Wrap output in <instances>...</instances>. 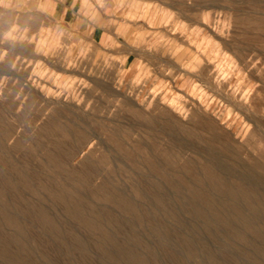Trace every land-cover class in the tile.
<instances>
[{
	"label": "rangeland",
	"instance_id": "obj_1",
	"mask_svg": "<svg viewBox=\"0 0 264 264\" xmlns=\"http://www.w3.org/2000/svg\"><path fill=\"white\" fill-rule=\"evenodd\" d=\"M0 111V186L26 225L19 235L0 206V249L21 256L0 250V262L264 264V188L238 178L264 176V0H0ZM60 142L88 176L81 213L103 206L106 218L77 219L53 194L68 172L46 149ZM20 168L31 185L7 188L1 177Z\"/></svg>",
	"mask_w": 264,
	"mask_h": 264
},
{
	"label": "bare ground",
	"instance_id": "obj_2",
	"mask_svg": "<svg viewBox=\"0 0 264 264\" xmlns=\"http://www.w3.org/2000/svg\"><path fill=\"white\" fill-rule=\"evenodd\" d=\"M2 121H4V115H3V113L0 111V122H2ZM253 121H255V120H253ZM180 122V121H179ZM254 123V122H253ZM48 125H51V126H49L50 128H51V130H52V132L53 133H59V132H61V134L62 133H64V134H67V135H71L72 136V139H74V140H76V144H81L82 143V140H83V136L81 135V133L79 132V131H77L76 132V129L75 128H73V127H71V126H67V124L66 125H64V124H58L56 121H51V122H49V124ZM180 125V124H179ZM182 125V124H181ZM257 125V124H256ZM181 127V126H180ZM200 128H201V126H199ZM188 128H189V126H188ZM184 130V129H183ZM191 130V129H190ZM189 131H187L186 133H188ZM196 133V132H195ZM107 134V133H106ZM190 134H192V132H190ZM198 134V133H197ZM66 136V135H65ZM215 136H217V135H215ZM111 137H112V135H111ZM198 137L200 138V136L198 135ZM213 137V136H212ZM214 138V137H213ZM45 142V141H44ZM40 143V142H39ZM41 145H43L42 143H40ZM88 144V143H87ZM222 145H223V143H221ZM2 145V139H1V137H0V146ZM36 145V144H35ZM57 147H62V148H65V153L67 154V155H69V156H73L76 152L74 151V149H75V147H74V145H68L67 147L66 146H63L62 145V143L60 142V143H55L54 145H53V147H49V148H47L46 149V156H47V158H48V160L50 161V163L52 164V165H56V167L58 166V168H59V170H61V171H63V170H66L67 172H68V174H67V177L66 178H63L61 181H62V184H61V187L63 188V189H66V186H68L69 188H70V190L71 191H73L75 194H76V196H77V198H74L73 197V195H72V197L73 198H71V197H69L68 195H67V193L62 189L61 191L60 190H58V191H54V193L53 194H55L56 196H58L59 198H61V200L64 202V208H65V210L68 212V213H70L73 217H76L77 219L78 218H83V220H85V221H87V223L88 222H91V220H93V215L94 216H102L103 217V219L104 218H106L107 217V213H108V209L106 210V208H104L103 206L102 207H100V206H97V205H95L94 207H91L90 208V211L93 213V215H88V214H86L85 215V213L84 214H82L81 213V211H80V207H82L83 205H84V203H83V201H86L84 198H85V196L83 195V193H82V191H84L85 189H87L88 188V176L86 175V174H84V171H82V170H80V169H72V168H68V166H67V161L64 159V156H63V154L61 153V151L59 152L57 149ZM80 147V146H79ZM85 147V146H84ZM224 147L227 149V150H230V151H232V148L227 144V143H224ZM57 148V149H56ZM75 152V153H74ZM28 153H31V152H28ZM64 153V154H65ZM77 154V153H76ZM103 155H105V154H103ZM106 156V155H105ZM30 157V156H29ZM63 157V158H62ZM47 158H46V160H47ZM25 160H27V159H25ZM0 163H1V166H0V169H3L4 168V165H5V163H6V157L4 158L3 157V154L1 155L0 154ZM88 164L89 163H86V165L88 166ZM93 164V163H92ZM95 164V163H94ZM211 164V163H210ZM91 165V164H90ZM97 164H95L94 166L95 167H97L96 166ZM190 165V164H189ZM54 166H53V168H54ZM92 168V167H91ZM245 168V167H244ZM248 168V167H247ZM50 169V168H49ZM54 169H56V168H54ZM53 169V170H54ZM94 169H96V168H94ZM249 169V168H248ZM247 169V170H248ZM51 170H52V168H51ZM56 171V170H55ZM58 171V170H57ZM207 171H208V169H207ZM220 171H222V170H220ZM20 172H21V175H18V177H16V176H14V175H4L3 177H1L2 179H4V181H3V183L5 184V186H7V188H13V189H21L22 187H24L25 185H31V184H29L30 182H31V180H33L34 179V177L35 176H33V174H31L30 172H29V170L28 169H24V168H20ZM53 172V171H52ZM244 172H246L245 170H244ZM254 172V171H253ZM253 172H251V174L250 173H242L241 175H238V178L240 179V180H242V181H244L245 183H247V184H249V186L251 185V186H257V187H260V188H264V176H256V175H254V174H252ZM51 173V172H50ZM54 173V172H53ZM222 173H225L224 171H222ZM221 173V174H222ZM52 174V173H51ZM58 174V173H57ZM55 175V174H54ZM225 175H226V173H225ZM57 176V175H56ZM58 176H59V174H58ZM209 177V176H208ZM210 177H212L211 175H210ZM52 178H54V177H52ZM219 179V178H218ZM79 180H82V184H80L79 183ZM35 181V180H34ZM226 181V180H225ZM57 182H59L60 183V180H57ZM241 182V181H240ZM2 183V182H1ZM2 183V184H3ZM35 183V182H34ZM3 184V185H4ZM38 184V183H37ZM36 184V185H37ZM91 184V183H90ZM107 185V184H106ZM2 186V185H1ZM0 186V197H1V201H2V204H0V206H1V210H2V212L3 213H5L6 214V219H7V222H10V223H12V224H14V226H15V228L16 229H18V230H20V232L18 233L19 235H23V230H25L26 231V225L23 223V221H22V218H20L18 215H16L15 213H13V212H11L10 211V208H9V203H10V200H9V195L10 194H8L6 191H4L3 190V188ZM38 186V185H37ZM37 186H36V188H37ZM42 186H45V187H48V188H50V187H52L48 182H45L44 181V184L42 185ZM108 186V185H107ZM90 187V186H89ZM76 188H80V189H76ZM100 188H102V187H100ZM143 189V188H142ZM48 190V189H47ZM228 190H229V188H228ZM43 191V190H42ZM68 191V190H67ZM106 191V190H105ZM146 191V190H145ZM30 192V191H29ZM49 192V191H48ZM51 192V191H50ZM91 192V191H90ZM96 192V191H95ZM39 193V192H38ZM98 193V192H97ZM146 193V192H145ZM39 194H41V192L39 193ZM44 194V193H43ZM70 194V193H69ZM102 195H103V193H101ZM104 196H106L108 199H110V200H113V201H115L116 202V204L117 203H119L120 205H121V207L123 208V210H124V208H126L125 210H129L130 211V213L131 212H133V213H135V210H134V208L131 206V204H130V202L128 201V199L127 198H125L124 196H122L120 193H118V192H115V191H106V192H104ZM144 194V193H143ZM35 195H37V194H35ZM26 196V195H25ZM54 196V195H53ZM28 197V196H27ZM40 198V197H39ZM43 198V197H42ZM46 198V197H45ZM37 200V199H36ZM42 200V199H41ZM40 200V201H41ZM58 200V199H57ZM0 201V202H1ZM35 201V200H34ZM44 201V200H43ZM88 201V200H87ZM103 201H104V199H103ZM112 201V202H113ZM37 202H39L38 200H37ZM62 202V203H63ZM95 202V201H94ZM108 202V201H107ZM110 202V201H109ZM92 203V202H91ZM43 204V203H42ZM87 204H88V202H87ZM86 204V205H87ZM95 204H97L96 202H95ZM109 204V203H108ZM89 205V204H88ZM113 205H114V203H113ZM58 206V205H57ZM56 206V207H57ZM90 206V205H89ZM53 207V206H52ZM59 207V206H58ZM117 207H119L118 206V204H117ZM41 208V207H40ZM61 207H59L58 209H60ZM63 208V207H62ZM61 208V209H62ZM60 209V210H61ZM82 209H84V208H82ZM63 210V209H62ZM86 210V209H85ZM36 211H39V210H36ZM42 211H44V209L42 210ZM88 211V210H87ZM126 211V212H127ZM145 212V211H144ZM39 213V212H38ZM45 213V212H44ZM42 214L40 217H42L43 219H45L46 221H49L50 223H54V225H56L57 223H59V219H58V221H57V223H56V221L54 220L55 219V215L53 216V217H50L49 215H45V214ZM87 213H89V211L87 212ZM67 214V213H66ZM91 214V213H90ZM132 214V213H131ZM145 214V213H144ZM150 214V213H149ZM134 216H136V215H134ZM71 217V216H70ZM98 217V218H99ZM57 219V218H56ZM75 219V218H74ZM83 220H82V222H83ZM97 220V219H96ZM106 220V219H105ZM104 220V221H105ZM80 221V220H79ZM94 221V220H93ZM154 221V220H153ZM99 222V221H98ZM107 222V221H106ZM86 223V224H87ZM96 223V222H95ZM108 223V222H107ZM106 223V224H107ZM61 224V223H60ZM60 224H57L55 227V230H53V231H57L56 233L58 234V236H61V238H62V236H64V235H67V234H62L63 232L61 231V230H63L62 228H61V226H62V224H61V226H60ZM80 224V223H79ZM83 224H85V222L83 223ZM91 224V223H90ZM4 225H5V223H4ZM52 225V224H51ZM88 225V224H87ZM7 226V225H6ZM53 226V225H52ZM82 226V225H81ZM84 226V225H83ZM107 226V225H106ZM120 226V225H119ZM2 228V227H1ZM75 228V227H74ZM90 228H92V227H90ZM109 228V227H108ZM111 228V227H110ZM196 228V227H195ZM106 229V228H105ZM92 230V229H91ZM94 230V229H93ZM165 230V229H164ZM64 231V230H63ZM78 231V230H77ZM100 231H102V230H100ZM113 231H115V230H113ZM130 231V230H129ZM104 232L106 233V231L104 230ZM104 232H103V235H104ZM237 232V231H236ZM55 233V232H54ZM54 234L56 237H57V234ZM10 234H13V233H10ZM15 234V233H14ZM14 234L12 235V236H14ZM106 234H108V233H106ZM132 234H133V232H132ZM238 234V233H237ZM68 235H70V234H68ZM75 235V234H74ZM79 235V234H78ZM97 235V234H96ZM102 235V234H101ZM109 235V234H108ZM134 235V234H133ZM168 235V234H167ZM192 235V234H191ZM11 236V235H10ZM11 236V237H12ZM15 236H17V235H15ZM76 236V235H75ZM136 236V235H135ZM162 236V235H161ZM5 237V236H4ZM65 237V236H64ZM77 237V236H76ZM92 237V236H91ZM105 237V236H104ZM209 237V236H208ZM61 238H58L57 240H59V239H61ZM67 238V237H66ZM79 238V237H78ZM83 238V237H82ZM96 238V237H95ZM98 238V237H97ZM129 238V237H128ZM181 238V237H180ZM4 239V238H3ZM12 239H13V237H12ZM16 239V238H15ZM19 239H21V238H19ZM64 239V238H63ZM62 239V240H63ZM141 239V238H140ZM4 240H6V239H4ZM3 240V241H4ZM9 240H11V239H9ZM9 240H7V242H9ZM17 240H18V238H17ZM29 240V239H28ZM27 240V241H28ZM61 240V241H62ZM85 240V239H84ZM84 240H79L80 241V245H81V248L83 247V248H85V246H86V243H85V241ZM99 240H102V239H99ZM111 240V239H110ZM127 240V239H126ZM129 240H130V238H129ZM196 240V239H195ZM12 241V240H11ZM26 241V240H25ZM69 241V240H68ZM68 241H67V239L64 241L65 242V244H67L68 243ZM71 241V240H70ZM90 241V240H89ZM92 241V240H91ZM95 241V240H94ZM97 241H98V239H97ZM108 241H109V239H108ZM117 241H118V239H117ZM132 241V240H131ZM143 241V240H142ZM142 241H140L141 243H142ZM5 242V241H4ZM3 242V243H4ZM16 242H19V240L18 241H16ZM72 242V241H71ZM87 242V241H86ZM107 241H105V243H106ZM119 242H120V240H119ZM122 242V241H121ZM137 242H138V240H137ZM144 242V241H143ZM29 242H27V244H28ZM40 243V242H39ZM110 243V242H109ZM108 243V244H109ZM114 243H116V242H114ZM126 243V242H125ZM124 242L123 243H121V245L122 244H125ZM131 243V245L133 244V242H130ZM129 243V244H130ZM135 243V242H134ZM8 244V243H7ZM18 244V243H17ZM16 244V245H17ZM19 244H20V242H19ZM38 244V243H37ZM87 244H89V242L87 243ZM93 244V243H92ZM92 244H90L89 246H91ZM31 245V244H30ZM68 245V244H67ZM74 245V244H73ZM76 245H79V244H76ZM97 245H99L98 243H97ZM100 245H101V243H100ZM104 245V244H103ZM146 245V244H145ZM145 245H143V247L145 246ZM182 245V244H181ZM180 245V246H181ZM17 246H19V245H17ZM23 249H25L26 248V246L25 245H20ZM69 246V245H68ZM75 246V245H74ZM88 246V245H87ZM86 246V247H87ZM108 245H106V247H107ZM71 247V246H70ZM97 247V246H96ZM113 247V246H112ZM126 247V246H125ZM17 248V247H16ZM32 248V247H31ZM39 248V247H38ZM47 248V247H46ZM64 248V247H63ZM74 248H76V247H74ZM90 248V247H89ZM101 248V247H100ZM99 247H98V249H100ZM108 248L109 247H107V251H109L108 250ZM146 248V247H145ZM148 248V247H147ZM21 249V248H20ZM27 249V248H26ZM66 249V248H65ZM73 249V248H72ZM77 249V248H76ZM78 249H80V246H79V248ZM86 249H88V247L86 248ZM137 249H139V248H137ZM244 249V248H243ZM1 251H2V254H4V257H3V259H5V257H9L10 259L12 258V259H15V260H18V259H20V257L21 256H19L18 257V259H16L17 257H15L14 255H10V253H9V250H8V248H7V245H4L1 249H0ZM35 250V249H34ZM81 250V249H80ZM84 250V249H83ZM91 250H92V248H91ZM100 250H102V249H100ZM135 250V249H134ZM140 250H141V248H140ZM139 250V251H140ZM149 250V249H148ZM20 251V250H19ZM32 251H33V248H32ZM66 251V250H65ZM72 251V250H71ZM74 251V250H73ZM78 251V250H77ZM96 251V250H95ZM119 251V250H118ZM138 251V252H139ZM142 251V250H141ZM187 251V250H186ZM194 251V250H193ZM192 251V252H193ZM43 252V251H42ZM45 253H46V251H44ZM43 252V253H44ZM67 252H68V250H67ZM70 252V251H69ZM76 252V251H75ZM81 252V251H80ZM84 252H86V251H84ZM83 252V253H84ZM133 252H135V251H133ZM145 252H146V250H145ZM225 252V251H224ZM15 253V252H14ZM27 253V252H26ZM82 253V252H81ZM110 253V252H109ZM148 253V252H147ZM177 253V252H176ZM226 253V252H225ZM19 254V253H18ZM46 254H48V253H46ZM75 254V253H74ZM78 254V253H77ZM86 254V253H85ZM89 254V253H88ZM101 254V253H100ZM127 254V253H126ZM143 254V253H142ZM149 254H150V252H149ZM17 255V254H16ZM23 255V254H22ZM50 255V254H49ZM69 255V254H68ZM117 255V254H116ZM136 255H137V253H136ZM135 255V256H136ZM177 255V254H176ZM3 256V255H2ZM25 256H27V255H25ZM76 256V255H75ZM74 256V257H75ZM87 256V255H86ZM99 256V255H98ZM103 256V255H102ZM105 256H107V255H105ZM123 256V255H122ZM127 256V255H126ZM138 256V258H137V262H140L139 264H145V261H144V259L145 258H143L142 256H144V254L142 255V256H139V255H137ZM136 256V257H137ZM229 256V255H228ZM28 257V256H27ZM49 257V256H48ZM70 257V256H69ZM77 257V256H76ZM90 257V256H89ZM128 257V256H127ZM130 257V256H129ZM145 257V256H144ZM148 257V256H147ZM198 257V256H197ZM216 257H218V256H216ZM26 258V257H25ZM73 258V257H72ZM71 258V259H72ZM92 258V257H91ZM99 258H100V256H99ZM103 258H105V257H103ZM113 258V257H112ZM119 258V257H118ZM132 258V257H131ZM131 258H130V260H131ZM152 258V257H151ZM195 258V257H194ZM209 258H213V257H209ZM10 259H9V261H10ZM23 260H22V263L23 264H29L27 261H25L24 260V256H23V258H22ZM74 259V258H73ZM80 259V258H79ZM124 259V258H123ZM215 259V258H214ZM228 259V258H227ZM232 259V258H231ZM2 260V259H1ZM7 260V259H6ZM30 260V259H29ZM55 260V259H54ZM77 260V259H76ZM107 260H110V259H108L107 258ZM121 260V259H120ZM149 260V257H148V259H147V261ZM216 260V259H215ZM74 261V260H73ZM115 261V260H114ZM122 261V260H121ZM127 261V260H126ZM132 261V260H131ZM134 261V260H133ZM132 261V262H133ZM210 261V260H209ZM211 261H213V259L211 260ZM217 261V260H216ZM215 261V262H216ZM7 262H8V260H7ZM7 262H5V263H7ZM11 262H14V261H11ZM107 262V261H106ZM132 262H131V264H132ZM136 262V263H137ZM149 262H150V260H149ZM228 262H230V261H228ZM0 263H3V262H0ZM43 263H45V264H49V262H44L43 261ZM56 263V262H55ZM59 263V262H58ZM57 263V264H58ZM103 263H105V260H104V262ZM114 263V262H113ZM116 263V262H115ZM114 263V264H115ZM153 263V262H152ZM156 263V262H155ZM4 264V263H3ZM14 264V263H13ZM21 264V263H20ZM36 264H37V262H36ZM53 264V263H52ZM112 264V263H111ZM119 264V263H118ZM129 264V263H128ZM150 264H151V262H150ZM211 264H212V262H211ZM217 264V263H216ZM233 264V263H232Z\"/></svg>",
	"mask_w": 264,
	"mask_h": 264
}]
</instances>
